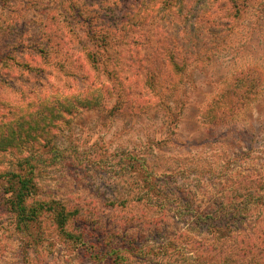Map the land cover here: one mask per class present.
I'll use <instances>...</instances> for the list:
<instances>
[{
  "label": "rangeland",
  "instance_id": "1",
  "mask_svg": "<svg viewBox=\"0 0 264 264\" xmlns=\"http://www.w3.org/2000/svg\"><path fill=\"white\" fill-rule=\"evenodd\" d=\"M146 1L0 0L1 116L45 99L61 107L55 134L36 152L28 204L78 212L66 228L72 237L48 212L19 231L0 186V264H264V205L243 222L230 217L246 195L264 197V0H236L237 9L184 0L178 24L151 21L121 36V22ZM76 12L102 29L87 35ZM233 12L218 34L203 25ZM100 31L111 33V47L96 65L87 56L98 52ZM169 48L183 73L158 59ZM252 66L261 69L259 92L225 121L206 118L233 75ZM63 95L76 96L71 111ZM21 140L0 150V174L31 171L18 165L36 143Z\"/></svg>",
  "mask_w": 264,
  "mask_h": 264
},
{
  "label": "trees",
  "instance_id": "2",
  "mask_svg": "<svg viewBox=\"0 0 264 264\" xmlns=\"http://www.w3.org/2000/svg\"><path fill=\"white\" fill-rule=\"evenodd\" d=\"M232 3V7L237 9L236 0H230ZM230 3V4H231ZM184 0H163L159 5H156L153 0H149L143 2L137 12L131 17L123 20L118 27V31L121 33V36H126L130 33H137L141 28L147 25L151 21L160 20L164 27L174 26L179 23L182 15H173L175 9L178 8V11H182L184 7ZM229 5V4H228ZM156 11V13H155ZM165 13V14H163ZM237 13V11L235 12ZM234 12L230 13V15L225 16H211L204 19L203 25H206L209 29V33L218 34V31L222 28L229 25V20L226 19L230 17H236ZM79 12L75 13L77 20L84 21V19L80 16ZM217 17V18H216ZM95 19H90L87 21V35L93 37L95 36V31L97 29H102L103 26L100 24L94 23ZM189 21L188 19H185ZM197 26V23H196ZM196 26L193 24V28L196 29ZM114 27V26H113ZM104 29V28H103ZM117 29V27H114ZM100 34L96 35L95 40H97L100 45L97 47L98 52H90L88 54V58L90 61L95 63L96 65L103 63V57L109 56L108 54H102L101 51L109 49L111 47L110 39L111 33L100 31ZM165 35L166 32H162L159 35ZM168 35V34H167ZM170 37V36H168ZM173 43V46H176L175 39L172 38L170 40ZM165 50V48H163ZM166 57L163 58V61L160 57L158 59L163 62V66L169 65L170 63L174 65V71L176 73H183L186 70L184 65L176 62L177 54L175 50L169 48V52L165 53ZM98 63V64H97ZM169 63V64H168ZM186 63V62H184ZM148 79L147 82L150 84L154 83L153 80L155 77L154 68L152 66H148L147 68ZM233 83L229 84L228 87L222 91L220 98L216 99L214 103L210 104L206 108V118L210 117L212 121H216V123L222 122L231 118L235 115V113L239 110L238 108L242 107V105L248 103L250 99H252L251 94H257L261 88L262 82V74L261 69L257 66L248 67L244 70L238 71L236 75H233ZM104 89V87H103ZM257 90V91H256ZM256 92V93H255ZM64 96L65 105L68 107L67 111H71L70 106H72V102L70 99L76 96ZM90 100L83 96L79 102L85 103L84 105H89ZM72 102V103H71ZM37 102H27L21 108L17 110L18 117L8 118V115H2L0 111V150L5 149L6 146L9 145L10 148H20L22 141V137L25 139L33 140L36 145L31 146L30 156L26 157L22 161L19 162L20 171H24L23 168L26 165L27 168H31V171H24L26 174H21L17 172H11L7 174H0V186L4 187L5 194L8 195L6 198V203L8 205L9 211H11L15 215V222L19 231H28L29 226L32 222L38 220L45 212L50 213L53 216V223L62 233H65L69 237H72V234L67 233V226L73 223V217L75 216L77 210L67 209L66 207H62L57 201L50 200H41L28 204V200L30 198H36L37 195V183L35 178V169L36 165L41 162V155H37L36 152L40 151L41 154L45 152L46 146L43 145L45 140L47 143H50L49 137H53L55 134L56 128V116L55 109L60 107L59 105L52 104V101L44 100L40 103V106L34 107V110H31V107L36 105ZM61 108V107H60ZM42 110V111H41ZM12 111V110H11ZM35 111V112H31ZM39 114H34V113ZM11 113V112H9ZM59 113V112H58ZM42 143V145H38ZM34 162V163H33ZM23 163H25L23 165ZM258 198L246 195L242 202L243 207L238 211L235 215H231L230 217L234 219H238L243 222L247 218H249V212L251 211V207L253 204L264 205V197ZM249 205V206H248ZM251 205V206H250ZM239 215V217H237ZM213 228L216 226L213 224ZM264 235V232H263ZM79 237H81L79 235ZM83 237V236H82ZM34 245V244H32ZM121 251L120 248L115 247L109 252V256H114L115 254ZM100 256V254L98 255Z\"/></svg>",
  "mask_w": 264,
  "mask_h": 264
}]
</instances>
